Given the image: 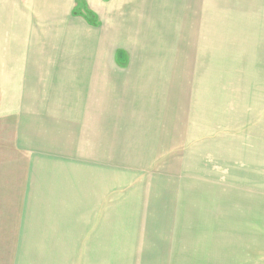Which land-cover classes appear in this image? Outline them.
Segmentation results:
<instances>
[{
    "label": "rangeland",
    "instance_id": "374dc122",
    "mask_svg": "<svg viewBox=\"0 0 264 264\" xmlns=\"http://www.w3.org/2000/svg\"><path fill=\"white\" fill-rule=\"evenodd\" d=\"M161 4L129 12L132 23L153 14V28L121 29L134 74L126 89L135 92L133 103L149 99L139 111H124L116 132L124 140L108 139L106 204L91 212L100 218L79 219L90 234L84 259L264 264V0H187L170 25ZM89 7L75 0L72 14L88 23L82 13L96 15ZM4 168L0 264H20L25 254L13 231L19 200L15 176Z\"/></svg>",
    "mask_w": 264,
    "mask_h": 264
},
{
    "label": "crops",
    "instance_id": "0c3cea01",
    "mask_svg": "<svg viewBox=\"0 0 264 264\" xmlns=\"http://www.w3.org/2000/svg\"><path fill=\"white\" fill-rule=\"evenodd\" d=\"M85 1L98 28L75 18V0H0V168L15 176L20 264H87L90 234L79 219L100 218L91 212L106 204L108 139L124 140L116 133L124 111H139L149 99L133 103L135 92L126 89L134 74L120 38L121 29L155 26L153 14L132 23L129 12L148 11L156 0ZM159 2L166 25L178 10L187 11V0ZM118 51L125 54L121 68Z\"/></svg>",
    "mask_w": 264,
    "mask_h": 264
},
{
    "label": "trees",
    "instance_id": "16d2710c",
    "mask_svg": "<svg viewBox=\"0 0 264 264\" xmlns=\"http://www.w3.org/2000/svg\"><path fill=\"white\" fill-rule=\"evenodd\" d=\"M76 13V10L74 11L73 14ZM82 16L87 19L88 24L92 26H97L98 25V19L97 16L94 15V13L90 12L89 10L86 11V13H82ZM118 62L120 63V58L123 57L125 54L122 51H118ZM125 58V57H124Z\"/></svg>",
    "mask_w": 264,
    "mask_h": 264
}]
</instances>
